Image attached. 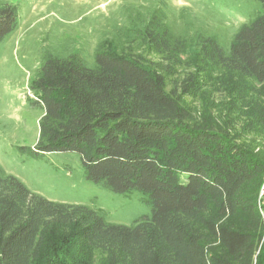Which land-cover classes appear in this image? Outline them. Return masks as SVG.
Listing matches in <instances>:
<instances>
[{"label": "trees", "instance_id": "1", "mask_svg": "<svg viewBox=\"0 0 264 264\" xmlns=\"http://www.w3.org/2000/svg\"><path fill=\"white\" fill-rule=\"evenodd\" d=\"M227 50L172 32L157 9L100 42L95 65L45 54L30 92L40 134L22 154L75 152L87 181L152 216L131 226L48 200L0 165V264H264V0ZM139 18V17H138ZM19 10L0 3V44Z\"/></svg>", "mask_w": 264, "mask_h": 264}, {"label": "rangeland", "instance_id": "2", "mask_svg": "<svg viewBox=\"0 0 264 264\" xmlns=\"http://www.w3.org/2000/svg\"><path fill=\"white\" fill-rule=\"evenodd\" d=\"M19 10L17 28L0 44V165L29 190L61 203L83 204L104 212L113 224L131 226L152 216L143 195L114 194L86 180L75 152L22 154L33 149L44 111L30 92L43 56L78 53L95 65L97 45L113 36H130L138 19L163 10L176 35L194 39L198 33L218 38L230 48L244 23L263 12L259 0H0ZM139 17V18H138ZM264 212V199L261 202Z\"/></svg>", "mask_w": 264, "mask_h": 264}, {"label": "built area", "instance_id": "3", "mask_svg": "<svg viewBox=\"0 0 264 264\" xmlns=\"http://www.w3.org/2000/svg\"><path fill=\"white\" fill-rule=\"evenodd\" d=\"M263 199H264V184L260 192V202H262Z\"/></svg>", "mask_w": 264, "mask_h": 264}]
</instances>
